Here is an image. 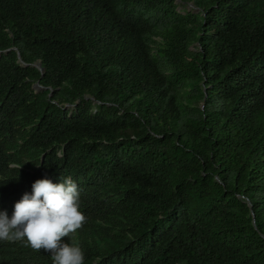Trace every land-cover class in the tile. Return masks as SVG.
<instances>
[{"label": "trees", "instance_id": "obj_1", "mask_svg": "<svg viewBox=\"0 0 264 264\" xmlns=\"http://www.w3.org/2000/svg\"><path fill=\"white\" fill-rule=\"evenodd\" d=\"M44 178L85 264H264V0H0V200Z\"/></svg>", "mask_w": 264, "mask_h": 264}, {"label": "clouds", "instance_id": "obj_2", "mask_svg": "<svg viewBox=\"0 0 264 264\" xmlns=\"http://www.w3.org/2000/svg\"><path fill=\"white\" fill-rule=\"evenodd\" d=\"M6 163L10 169H20L16 163ZM31 189V193L21 189L0 200V248L8 252L25 242L33 250L49 252L52 264H85L82 248L62 239L86 221L77 183L69 178L61 183L44 178Z\"/></svg>", "mask_w": 264, "mask_h": 264}, {"label": "rangeland", "instance_id": "obj_3", "mask_svg": "<svg viewBox=\"0 0 264 264\" xmlns=\"http://www.w3.org/2000/svg\"><path fill=\"white\" fill-rule=\"evenodd\" d=\"M180 9L182 10V7L178 8V10H180ZM184 9L187 10V11H191L192 10V6L190 4L189 5L186 4ZM33 89H34L35 92H40L41 91L40 87L36 86V85L33 87Z\"/></svg>", "mask_w": 264, "mask_h": 264}, {"label": "water", "instance_id": "obj_4", "mask_svg": "<svg viewBox=\"0 0 264 264\" xmlns=\"http://www.w3.org/2000/svg\"><path fill=\"white\" fill-rule=\"evenodd\" d=\"M36 86H39V85H36ZM40 87V86H39ZM40 89H41V87H40ZM253 217H254V215H252Z\"/></svg>", "mask_w": 264, "mask_h": 264}]
</instances>
